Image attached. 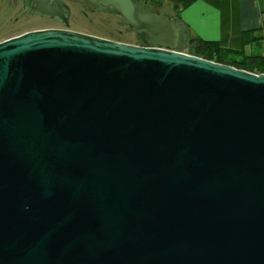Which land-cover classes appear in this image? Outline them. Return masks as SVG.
<instances>
[{
  "label": "water",
  "instance_id": "water-1",
  "mask_svg": "<svg viewBox=\"0 0 264 264\" xmlns=\"http://www.w3.org/2000/svg\"><path fill=\"white\" fill-rule=\"evenodd\" d=\"M94 1L146 46L0 43V264H264V74L177 51L146 0Z\"/></svg>",
  "mask_w": 264,
  "mask_h": 264
},
{
  "label": "crops",
  "instance_id": "crops-1",
  "mask_svg": "<svg viewBox=\"0 0 264 264\" xmlns=\"http://www.w3.org/2000/svg\"><path fill=\"white\" fill-rule=\"evenodd\" d=\"M147 1L153 12L172 18L179 27V47L201 39L217 41L225 49L249 51L243 44V33L260 28L264 20V0Z\"/></svg>",
  "mask_w": 264,
  "mask_h": 264
},
{
  "label": "rangeland",
  "instance_id": "rangeland-1",
  "mask_svg": "<svg viewBox=\"0 0 264 264\" xmlns=\"http://www.w3.org/2000/svg\"><path fill=\"white\" fill-rule=\"evenodd\" d=\"M64 2L69 19L65 29L131 45L142 42L141 34L130 29L113 12L89 5L85 0H64ZM145 10L153 12L154 9L148 5L145 6ZM58 27L63 28L64 25L58 20L32 13L30 6L21 0L17 4L15 0H0V43L34 30ZM179 50L186 54L193 51L188 46L184 47V43Z\"/></svg>",
  "mask_w": 264,
  "mask_h": 264
},
{
  "label": "trees",
  "instance_id": "trees-1",
  "mask_svg": "<svg viewBox=\"0 0 264 264\" xmlns=\"http://www.w3.org/2000/svg\"><path fill=\"white\" fill-rule=\"evenodd\" d=\"M146 2L148 6L149 2ZM243 44L249 51L225 49L217 41L191 40L188 47L193 51L187 53L258 75L264 74V20L260 28L243 33Z\"/></svg>",
  "mask_w": 264,
  "mask_h": 264
},
{
  "label": "flooded vegetation",
  "instance_id": "flooded-vegetation-1",
  "mask_svg": "<svg viewBox=\"0 0 264 264\" xmlns=\"http://www.w3.org/2000/svg\"><path fill=\"white\" fill-rule=\"evenodd\" d=\"M19 0H15V3L17 4ZM22 2L26 3L27 5L30 6V10L32 13L34 14H38L42 17H45V18H49V19H54V20H58L59 22H61L64 27L63 28H47V29H60V30H69L68 28L65 29V17L68 19L67 15H66V12H65V2L64 0H51V2L49 3V9H50V12L53 13V15H47V14H44V13H41V12H38L36 10V5L34 3H32L30 0H21ZM89 5H95V6H98L102 9H106V10H109L111 12H113L117 17L121 18L122 21H124V23L130 27L127 22L118 15L117 11H115L114 9L112 8H109L101 3H98L94 0H85ZM68 24H69V19H68ZM68 26V25H67ZM47 29H39V30H34V31H40V30H47ZM130 29H132L130 27ZM133 31H136L134 29H132ZM33 32V31H32ZM138 33H140V37H141V43L136 45V46H146V43H145V33L144 32H139L137 31ZM26 34V33H25ZM24 35V34H23ZM90 35V34H89ZM21 36V35H20ZM92 36H95V35H92ZM18 37V36H17ZM96 37H99V36H96ZM101 38V37H100ZM109 40V39H108Z\"/></svg>",
  "mask_w": 264,
  "mask_h": 264
}]
</instances>
